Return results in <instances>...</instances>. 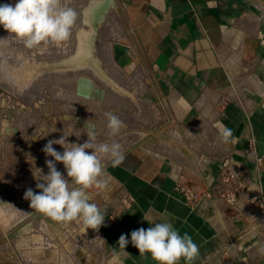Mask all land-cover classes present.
Here are the masks:
<instances>
[{
    "label": "crops",
    "instance_id": "obj_1",
    "mask_svg": "<svg viewBox=\"0 0 264 264\" xmlns=\"http://www.w3.org/2000/svg\"><path fill=\"white\" fill-rule=\"evenodd\" d=\"M4 3L15 0H0ZM116 3L132 39L116 46L117 61L129 68L145 61L172 108L177 129L189 139L182 142L186 148L179 145V155H168L135 145L124 151L120 165H107V179L123 192L124 199H111V205L101 208L105 222L100 235L90 239L99 244L85 254L81 224L75 226L80 237L69 243L66 223L53 226L50 218L32 211L26 199L10 201L30 213H17L11 227H0V264H107L122 234L130 241L133 230L150 226L142 216L150 208L167 213L174 227L199 246L200 255L192 264H264V256L257 251L264 244V173L257 172L252 161L255 154L264 155V0ZM31 114L35 113L17 114L15 124L20 130H31L27 121L23 126L19 123L20 117L29 119ZM222 126L233 130L234 142H222ZM2 137L0 187L17 182L14 173L25 163L21 159L24 145L15 149L13 136ZM223 157L229 158L230 169L247 184L246 192L261 200L250 207L262 216H244L246 227L241 230L230 223L231 216L240 214L238 209H226L211 199L214 207L208 202L192 206L175 190L182 179L192 190L217 195L223 188ZM4 193L0 190V196ZM21 193L10 189L7 194L16 198ZM112 213L117 222L109 226L107 217ZM125 251L130 255L124 264H155L149 255L140 256L131 242Z\"/></svg>",
    "mask_w": 264,
    "mask_h": 264
},
{
    "label": "rangeland",
    "instance_id": "obj_2",
    "mask_svg": "<svg viewBox=\"0 0 264 264\" xmlns=\"http://www.w3.org/2000/svg\"><path fill=\"white\" fill-rule=\"evenodd\" d=\"M98 1L72 0V6L79 13V19L73 29L71 39L61 47L50 46L47 51L39 53L25 49L21 44L12 42L11 38L9 41L0 42V94L3 95L0 97L2 103L4 106L16 103H18L17 105L27 104L35 113L31 114L29 119L24 117L19 119L22 126L23 121L25 124L27 121L31 130L27 132L25 128V130H21L23 136L20 134V137H12L15 141V149L17 146L22 149L21 147L24 145L21 150V159L25 163L21 164L23 169L19 172L26 176L28 174L32 176L33 171H36L28 162L31 157L35 158L36 167L42 168L44 174L48 173L45 160L53 158L46 157L41 149L48 140L60 138L63 130L66 134L72 132L77 136L82 132L79 138L75 135L69 136V142L82 144L88 139L87 132L75 126V115L98 121L105 127V136L98 137V139H108L106 137L107 121L104 113L111 112L118 116L123 121L124 128L115 139L122 144L124 151L135 145H143L157 153L179 155L182 149L179 145L184 146L183 143L189 140L177 129L172 108L151 69L147 64H144L145 61L140 60L134 68L122 67L118 63L115 55L116 46L124 44L125 41L132 42V39H129L131 34L127 27L128 24L118 16L120 15L118 8L120 6L116 3L117 0H113L115 8L100 26L95 47V55L105 69L109 80L101 75L99 69L89 59L93 56L85 50L91 24L88 8ZM121 6L125 11L124 6L122 4ZM127 19L132 28L133 25L128 16ZM7 36L8 33L0 26V38ZM142 64L145 65V68ZM79 73H86L93 77L99 86L106 90V99L92 100L79 97L75 92ZM18 85H22L23 91L18 89ZM47 111L51 113L50 119L46 115ZM65 114L70 118L64 120ZM24 126L27 127V125ZM56 129L57 131H55ZM39 130L42 132L41 138L34 142L33 149L28 155H23L26 146L31 142V136ZM53 147L59 152L64 151L60 145H53ZM184 147L186 148V146ZM109 163L110 161L104 163L103 179L106 181V187L100 190H90L92 202L98 203L101 208L111 205V199H124L123 192L107 179L106 168ZM56 167L65 177L67 176L62 163H57ZM36 175L39 176V173L37 172ZM36 183L33 176L26 184L20 185V188L36 187ZM108 208L113 210L110 206ZM59 223L52 220L53 226L55 224L57 226ZM66 226L68 227L67 240L69 243L71 239L75 241L77 237H80L79 230L75 227H80L79 223L70 222L66 223ZM81 227L83 228V225ZM94 232L96 231L93 229L84 232L83 228V235L80 238L82 242L80 243L84 254L91 247L99 244L97 241L91 242L90 240L91 238L96 239V236L100 235L99 231L98 235Z\"/></svg>",
    "mask_w": 264,
    "mask_h": 264
},
{
    "label": "clouds",
    "instance_id": "obj_3",
    "mask_svg": "<svg viewBox=\"0 0 264 264\" xmlns=\"http://www.w3.org/2000/svg\"><path fill=\"white\" fill-rule=\"evenodd\" d=\"M78 19L79 13L72 6V0H15L14 4H0V26L8 33L0 42L11 38L27 50L43 53L50 46L61 47L68 42ZM18 89L23 91L22 85H18ZM104 116L108 139H98L95 131H87L88 139L84 143H72L68 137L75 134H66L63 130L60 138L48 140L41 149L46 157L53 158L45 160L47 174L36 167L34 157L28 160L36 170L33 176L39 189L34 192L28 188L24 193L32 211L57 222H77L83 225L84 232L88 229L99 231L105 222V213L98 203L92 202L90 190L106 187L105 161L118 166L125 159L123 146L115 139L124 123L111 112H105ZM81 135L82 132L75 136ZM219 136L225 144L235 139L233 130L226 126L219 129ZM53 145H60L64 151H57ZM57 163L63 164L66 177L57 169ZM21 212L30 213L17 209L10 202L0 201V227H11L17 213ZM142 216L150 226L133 230L130 241L122 234L118 248L112 247L107 264H124V258L130 255L125 251L129 242L138 249L140 256L149 255L155 264H180L181 260L184 264H192L199 257V246L188 233L181 234L174 227L167 213H156L150 208ZM257 251L264 256V244L259 245Z\"/></svg>",
    "mask_w": 264,
    "mask_h": 264
},
{
    "label": "water",
    "instance_id": "obj_4",
    "mask_svg": "<svg viewBox=\"0 0 264 264\" xmlns=\"http://www.w3.org/2000/svg\"><path fill=\"white\" fill-rule=\"evenodd\" d=\"M115 4L113 0H99L96 4H91L89 6V20L91 21L90 24V32L88 33V41L86 43L85 50H87L91 55L93 56L92 58L90 57L89 59L93 61V64L96 68L99 69L101 72V75H103L106 80L108 78V75L105 71V69L101 66L98 57L95 55L96 51V39H97V34L99 33L100 26L102 23L105 22L107 16L109 13H111L112 10H114ZM91 61V62H92ZM88 65V64H87ZM87 73V72H86ZM86 73H79V76L77 78V83H76V94L79 97L82 98H91L92 100H104L106 99V90L99 86L97 81L87 75ZM2 96V95H1ZM1 98V97H0ZM2 99V98H1ZM15 105L10 104L7 106H4L2 103V100L0 101V115H1V128H0V141L2 140V136H13V137H18L21 134L20 128L15 124L17 114L19 113H25L28 111H32L31 107L27 104L24 105ZM4 106V107H2ZM47 117H51L50 111L46 112ZM70 116L65 114L63 116L64 120L69 119ZM75 126L85 132L87 131H95V133L98 135V137H104L105 136V127L98 121L87 119L83 116L80 115H75ZM42 132L39 130L35 134L31 136V142L26 146V150L23 152V155H28L32 149L34 142L38 139L41 138ZM229 158L223 157V162ZM2 167V164L0 163V168ZM32 171V170H31ZM15 177L17 178V182H13L12 184L6 185L4 184L2 187H0V190H4L5 193L0 196V201L3 202H10L14 200H25L24 199V192L27 190L26 188H20V185L26 184L28 180L33 177L29 176V174L26 176L24 173L21 172H16L14 173ZM35 179V178H34ZM10 189H15V191H20L21 194H18L15 197L11 196L10 194H7ZM7 191V192H6ZM252 198V194L250 193H244L242 195V198L240 201L235 205L237 208L240 209L241 213L237 214L235 216L230 217V223L235 228L236 230H241L244 227H246V224L243 222V218L245 215L250 216L252 218L255 216H258L259 218L262 216L260 212L254 211L252 209L247 201ZM208 202L210 206H213L212 201L208 197H204L201 201V205H205ZM227 208H231L230 206H227ZM25 219H21L19 223H22ZM263 224V222L261 223ZM16 226V225H15Z\"/></svg>",
    "mask_w": 264,
    "mask_h": 264
},
{
    "label": "built area",
    "instance_id": "obj_5",
    "mask_svg": "<svg viewBox=\"0 0 264 264\" xmlns=\"http://www.w3.org/2000/svg\"><path fill=\"white\" fill-rule=\"evenodd\" d=\"M252 161L254 162V167L259 173H264V155L255 154L252 156ZM230 160L227 159L222 164L221 169V179L223 188H220L217 195L214 196V194H211L207 191H195L192 190L187 186L185 181L182 179L178 181V183L175 186V190L182 196V198L185 200L186 203L196 206L198 205L204 197H208L213 201H219L223 205H226L224 208H227V206H230V209L236 208L240 211L239 208H237L235 205L240 201L242 198V195L246 193V190L248 188L245 181L237 174V172L233 171L229 167ZM261 201L259 198L253 196L249 201H252L251 204H254L255 201ZM241 213V211H240ZM246 216V215H245ZM117 222V215L112 213L107 217V224L109 226L114 225ZM256 228V227H255Z\"/></svg>",
    "mask_w": 264,
    "mask_h": 264
},
{
    "label": "bare ground",
    "instance_id": "obj_6",
    "mask_svg": "<svg viewBox=\"0 0 264 264\" xmlns=\"http://www.w3.org/2000/svg\"><path fill=\"white\" fill-rule=\"evenodd\" d=\"M120 14V13H119ZM123 18V17H122ZM131 37V36H130Z\"/></svg>",
    "mask_w": 264,
    "mask_h": 264
}]
</instances>
